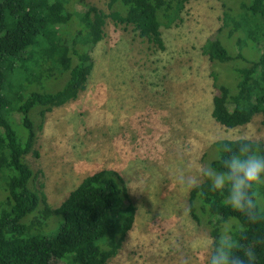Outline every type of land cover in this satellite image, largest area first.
<instances>
[{
	"label": "trees",
	"instance_id": "1",
	"mask_svg": "<svg viewBox=\"0 0 264 264\" xmlns=\"http://www.w3.org/2000/svg\"><path fill=\"white\" fill-rule=\"evenodd\" d=\"M188 1L108 0L106 13L85 0H0V264H107L119 254L137 214L122 175L115 169L96 171L53 209L35 187L36 175L26 161L42 126L31 112L43 122L54 108L78 98L93 70L91 52L104 39L107 19L131 27L137 37L163 51L161 27L175 24ZM222 27L236 40L237 55L213 40L202 46L203 54L219 64L246 60L244 46L264 45V0L224 11ZM244 62L234 68V87L211 75V117L226 129L250 123L257 111L264 114V49L256 60ZM59 80L63 87L53 92L51 84ZM242 140L215 141L209 163L219 168L217 157L227 155L223 145L234 148ZM243 141L264 149L260 142ZM254 191L264 198V185ZM225 200V192L210 191L204 180L190 190L189 215L208 228L213 242L230 235L254 244L257 264H264V211L259 221L248 223ZM53 216L58 221L50 226Z\"/></svg>",
	"mask_w": 264,
	"mask_h": 264
},
{
	"label": "rangeland",
	"instance_id": "2",
	"mask_svg": "<svg viewBox=\"0 0 264 264\" xmlns=\"http://www.w3.org/2000/svg\"><path fill=\"white\" fill-rule=\"evenodd\" d=\"M85 1L109 12L108 0ZM242 2L248 0H189L175 24L161 27L163 51L137 37L131 27L107 19L104 39L91 52L93 70L78 98L54 108L43 122L31 112L42 126L26 161L36 175L35 187L53 209L96 171L115 169L125 180L136 219L119 254L107 264H207L213 240L208 228L189 215L191 189L181 177L198 175L217 140L264 145L260 111L235 129L211 117L212 73L234 87V68L256 60L264 49L244 46L246 60L228 65L212 63L202 52L206 41L213 40L237 55L236 40L227 37L222 16ZM62 87L63 80L51 84L53 92ZM256 199L264 211L263 196L256 194ZM57 221L56 216L48 220L50 226Z\"/></svg>",
	"mask_w": 264,
	"mask_h": 264
},
{
	"label": "clouds",
	"instance_id": "3",
	"mask_svg": "<svg viewBox=\"0 0 264 264\" xmlns=\"http://www.w3.org/2000/svg\"><path fill=\"white\" fill-rule=\"evenodd\" d=\"M218 156L220 167L210 163L202 165L197 176L181 177L187 189L198 188L201 179L208 182L210 191L225 192V204L248 223L261 219L256 193L264 185V149L248 141H240L233 148L224 144ZM255 243H260L256 241ZM207 264H257L254 244H244L230 235H221L210 245Z\"/></svg>",
	"mask_w": 264,
	"mask_h": 264
}]
</instances>
